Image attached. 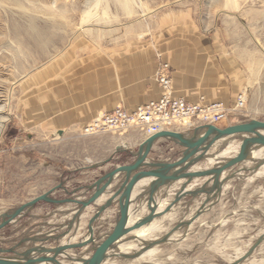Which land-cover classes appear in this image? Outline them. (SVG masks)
<instances>
[{
	"label": "rangeland",
	"instance_id": "374dc122",
	"mask_svg": "<svg viewBox=\"0 0 264 264\" xmlns=\"http://www.w3.org/2000/svg\"><path fill=\"white\" fill-rule=\"evenodd\" d=\"M165 21L174 29L196 28L218 39L216 57L225 56L235 72V100L241 92L246 95L245 105L229 115L225 126L252 118L264 120V0H0V214L51 189L71 176V170L90 165L89 152L103 158L115 136L130 130L88 135L84 126L74 133L54 125L51 98L59 97L57 89L67 83L65 69L75 55L89 54L100 43L117 39L156 38ZM236 143H241L238 136L218 142L209 151V159L225 150L228 153L217 161L235 156ZM262 160L260 164L246 160L227 170L220 194L188 195L156 218L157 231L166 230L169 239L157 243L152 254L140 253L137 256L142 257L131 261L115 254L107 262L264 264ZM213 164L207 159L199 166ZM194 182L192 188L203 183ZM170 191L165 187L159 192L166 204L177 192ZM145 200L147 196L133 206L142 208L134 211L140 217L149 212ZM118 213L117 206L112 220H97L96 230L104 231L101 226L107 221L105 233H110ZM20 221L0 230L1 246L18 242L35 223L20 227L24 220ZM128 238L123 241L125 248L141 245L137 238Z\"/></svg>",
	"mask_w": 264,
	"mask_h": 264
},
{
	"label": "crops",
	"instance_id": "0c3cea01",
	"mask_svg": "<svg viewBox=\"0 0 264 264\" xmlns=\"http://www.w3.org/2000/svg\"><path fill=\"white\" fill-rule=\"evenodd\" d=\"M163 25L164 27L160 32L162 35L159 33L156 38L141 40L139 37H133L131 39H122V41L117 39L113 43H100L99 47L95 50H90L89 54L75 55L71 65L65 69L68 78L67 83H62L61 87L59 86L57 89L59 97L52 96L51 98L52 122L54 125L61 131L69 130L78 133L84 125L90 123L101 114L114 111L119 105L129 110H134L141 105L160 99L164 94V89L157 79V69L161 62H167L171 66L170 75L176 96L184 98L188 103L221 101L228 107L234 106L237 101V99L235 100V93L238 89L235 78H233L235 72L229 66L225 56L220 54L219 57H216L215 53L220 51L218 39L214 35H204L196 28L180 30L177 27L174 29L175 25L173 24L172 27L170 25L167 26L166 21ZM47 101H49L48 96L45 98V102ZM56 109H58V115H55ZM224 122L219 125L225 126ZM198 125H176L172 129L189 132ZM101 136L98 135L96 137L102 139ZM115 137V141L109 146L107 154L103 158L97 159L96 153L93 154V152L86 154L91 157L88 161L91 164L71 170V176L60 180V182L63 181L65 183L66 189H57L52 196L56 198L68 197V191H74L81 186L92 184L119 164L132 163L135 160V156L131 155V152H136L148 135L139 129H130L123 134H117ZM118 148L127 149L128 153L119 152L117 151ZM184 149V147L171 139L162 137L154 142L148 160L175 161L181 156V152ZM111 157H114V159L108 162ZM98 164V167H92ZM193 169H196L195 166L189 170ZM119 177L120 175H117L107 192L83 212V214L85 213L84 223L86 225L84 236L87 235L88 224L85 218L90 219L95 213V209L97 210V207L110 197L111 193L109 191L117 185ZM201 179L200 181H205ZM185 181V179L179 180L170 188L179 191L180 185ZM138 184L133 188L131 200H133L136 192L139 191L140 186ZM170 188L167 189V192L170 191ZM91 193L87 192V190H82L77 192L76 195H80L77 196L80 199H85ZM168 194H171V191ZM103 197L104 200L101 202L100 199ZM155 198L156 200L161 199L159 193L156 194ZM116 202L117 200L110 207V210L108 208V211L103 212L105 215H102L105 220H112L114 215H117L118 204ZM133 206L134 204H131V208ZM60 209L74 211L76 205L67 203L58 207L46 202H40L27 216L21 219L20 222L22 220L24 222L20 227L24 223L30 224L33 220L35 222L22 232V236L24 233H26L25 235L44 234L51 229L53 230V226H58L65 221L68 222L73 213L71 212L64 216L59 212ZM102 215L99 219L103 217ZM57 216L60 217V220ZM53 218H57V222H52ZM106 224L107 221L101 226L104 231L101 230L100 233H105ZM96 227L95 225V230ZM8 228L10 226L4 230ZM63 229L65 228L56 231L53 235H57ZM95 232L97 235V230ZM71 234L72 232L60 239L59 242L62 243L65 238L67 241ZM55 244L57 242L53 241L51 245ZM29 245L31 244L26 243L23 248Z\"/></svg>",
	"mask_w": 264,
	"mask_h": 264
},
{
	"label": "water",
	"instance_id": "95a60500",
	"mask_svg": "<svg viewBox=\"0 0 264 264\" xmlns=\"http://www.w3.org/2000/svg\"><path fill=\"white\" fill-rule=\"evenodd\" d=\"M198 135L200 136L198 137ZM235 136H238L241 140L239 150L235 156L218 160L211 167L189 170L202 160L209 159V151L218 142ZM162 137L169 138L185 148L181 152V156L175 161L148 160L154 142ZM261 147H264V120L256 118L228 126L205 123L196 126L189 132L167 129L149 135L141 143L136 152H131V155L135 156V160L132 163L119 164L92 184L84 187L81 186L74 191H68V197L56 198L52 196L53 192L57 189H66L65 183L62 181L20 206L2 212L0 214V230L11 223L20 221L40 202H46L58 207L67 203H74L76 205L74 211L59 210L64 216L71 212L73 214L68 222L65 221L58 226H53V230L51 229L44 234L23 236L18 242L8 247L0 245V264H40L44 262L65 264L59 259L62 256H64L66 261L71 262V264H102L106 259L109 249L119 239L133 230L149 224L156 218L167 214L182 198L188 195L197 197L199 194H206L210 197L220 194L226 182L225 172L246 160H251V149ZM117 151L128 153L127 149L118 148ZM113 159L114 157L109 158L108 162H111ZM98 166L99 164L92 167ZM117 175H120L119 181L109 191L111 193L110 197L97 207L96 212L89 219L85 238L77 242L60 243V239L73 232L75 226L80 222L85 209L94 204L101 195L107 192ZM201 178L205 181H203L200 187H189L193 181ZM182 179L186 181L180 185V189L175 193L174 199L164 209L158 210L159 205L155 198L156 194L161 189L165 187L168 189L175 182ZM142 180L148 181L145 187H139V191L136 192L133 200H131L133 188ZM82 190L92 193L89 197L80 199L77 197L80 195L76 194ZM143 196H147V208L149 212L139 217L132 225H129L131 204L138 203ZM116 200L119 213L114 228L97 244L95 223L103 212L115 204ZM62 228L65 229L57 235H53ZM53 241H56L57 244L51 245ZM26 243H30L31 245L23 248ZM84 247L87 248L85 254L92 251V254L88 258L68 253V250H80Z\"/></svg>",
	"mask_w": 264,
	"mask_h": 264
},
{
	"label": "built area",
	"instance_id": "2783aa9c",
	"mask_svg": "<svg viewBox=\"0 0 264 264\" xmlns=\"http://www.w3.org/2000/svg\"><path fill=\"white\" fill-rule=\"evenodd\" d=\"M171 66L167 62L159 63L157 79L164 89L163 96L134 110L117 106L114 111L96 117L84 125L85 134L121 132L137 127L148 136L172 129L176 125H196L212 123L219 125L233 112L236 114L245 105L246 95L241 92L234 106L228 107L224 102L188 103L175 95L170 75Z\"/></svg>",
	"mask_w": 264,
	"mask_h": 264
},
{
	"label": "bare ground",
	"instance_id": "6f19581e",
	"mask_svg": "<svg viewBox=\"0 0 264 264\" xmlns=\"http://www.w3.org/2000/svg\"><path fill=\"white\" fill-rule=\"evenodd\" d=\"M1 127H2V125H1ZM1 127H0V129H1ZM234 140V139H233ZM238 140V139H237ZM225 142H227V141H225ZM231 142V141H230ZM234 142V141H233ZM239 142V141H238ZM228 143V142H227ZM218 144V143H217ZM229 144H231V143H229ZM228 144V145H229ZM233 144V143H232ZM232 144H231V147H232ZM237 144V143H236ZM235 144V145H236ZM227 145V146H228ZM217 147V146H216ZM231 147H230V149H231ZM239 147H240V143H238L237 145H236V152H238V150H239ZM228 149V148H227ZM235 149V148H234ZM225 149H223V151H224ZM215 151V150H214ZM228 151L229 150H225L224 152H222L221 154H224V153H228ZM221 154H219L220 156H221ZM218 155V156H219ZM232 155V154H231ZM233 155H235V154H233ZM217 156V157H218ZM216 156L214 157H211L210 159H208V163L209 164H211V163H215L216 161H217V158ZM224 157V156H223ZM228 157V156H227ZM232 157V156H231ZM226 158V157H225ZM228 158H230V157H228ZM262 159H264V147H261V148H257V149H255V148H252L251 149V161L253 162V163H255V164H260V161L262 160ZM220 160H222V159H220ZM263 161V160H262ZM246 163H247V161H246ZM249 163H250V161H249ZM207 164V163H206ZM262 164V163H261ZM263 164H264V162H263ZM214 165V164H213ZM261 166V165H260ZM210 167V166H209ZM251 167V166H250ZM262 168H263V170H264V165L263 166H261ZM195 168L197 169V168H200V166H199V164H197V165H195ZM204 168V167H203ZM207 168V167H206ZM256 168V167H255ZM251 170V169H250ZM261 170V169H260ZM255 171H259V168H256L255 169ZM226 174V173H225ZM252 174V173H251ZM227 175V174H226ZM202 180V179H201ZM147 181L148 180H142L141 182H139V186H141V187H145V185H146V183H147ZM197 181V180H196ZM202 182V181H201ZM195 184V182L194 183H192L191 185H190V187H192L193 185ZM199 185V184H198ZM225 185V184H224ZM138 186V187H139ZM137 187V186H136ZM195 188V187H194ZM105 197V196H104ZM104 197L103 198H101L100 199V201L102 202L103 200H104ZM163 197V196H162ZM157 198H158V196H157ZM166 199V198H165ZM182 200V199H181ZM98 201V200H97ZM146 201V200H145ZM141 202V201H140ZM147 202V201H146ZM157 202H158V205H159V207H158V210H162V209H164L165 207H166V205H168V204H166L165 202H164V200H162V199H160L159 198V200H157ZM167 202V201H166ZM169 202V201H168ZM167 202V203H168ZM143 203V202H142ZM170 203V202H169ZM139 204H141V203H139ZM174 208V207H173ZM172 208V209H173ZM142 208L141 207H137V208H131V212H130V218H129V225H132L133 223H135L136 221H137V219L140 217V215L138 216L137 215V213H134V211H139V210H141ZM89 210V209H88ZM109 210H110V208H109ZM146 210V209H145ZM93 211V210H92ZM108 211V210H107ZM85 212V211H84ZM140 212V211H139ZM138 212V213H139ZM90 213V212H89ZM108 213V212H107ZM169 213V212H168ZM85 214V213H84ZM84 214H83V216H81V220H80V222L75 226V228H74V230H73V232H72V234L70 235V237L71 238H67V241H66V238L63 240V242L62 243H66V242H71V240H72V242H77V241H80V240H82L85 236H84V233L86 232V225H85V223H84ZM108 215V214H107ZM90 216V215H89ZM166 216V215H165ZM87 217H88V215H87ZM104 217V216H103ZM163 217V216H162ZM105 218H106V216H105ZM159 219L161 218V216L160 217H158ZM86 219V218H85ZM158 220V219H157ZM109 221V220H108ZM60 222V221H59ZM88 223V222H87ZM104 223H106V222H104ZM156 219L155 220H153L152 222H150L149 224H147V225H145V226H143V227H141V228H139V229H136V230H133L132 232H130L129 234H127L126 236H124V237H122L121 239H119L110 249H109V251L107 252V255H106V259L103 261V263L102 264H110L109 262H107V259H108V257L111 255H115V254H121L120 255V257L119 258H121V259H124V258H126V259H128L129 261H131L132 260V257H134V258H139V257H142V256H145V255H150V254H152L153 253V251L155 250V247L157 246L156 244L157 243H159L160 241H164L165 243L167 242V239H169V236L167 235V231L166 230H160V231H157V226H156ZM161 224V223H160ZM101 228H103V227H101ZM161 228V227H160ZM100 229V228H99ZM97 230V235L95 234V237H96V240L98 241L100 238L102 239V238H104L107 234L106 233H104V234H100V230ZM104 229V228H103ZM161 229H163V228H161ZM96 231V230H95ZM162 231V232H161ZM171 232V231H170ZM169 232V233H170ZM96 233V232H95ZM172 235V234H171ZM170 235V236H171ZM174 235H175V233H174ZM84 236V237H83ZM83 237V238H82ZM100 237V238H99ZM128 237H133V238H137L138 239V241L137 242H139V243H141V245L139 246L138 245V247L136 248L135 246H133L132 248L130 247V248H125V247H127V246H125L124 244H123V241L127 238V239H129ZM173 238V237H172ZM171 238V239H172ZM131 239V238H130ZM126 241H128V240H126ZM170 241V240H169ZM98 244V243H97ZM159 245V244H158ZM133 249V251L131 252L130 250H132ZM87 250V248H84V249H82L81 251H79V250H69V252L68 253H70L71 255H76V256H83V257H86V258H88V257H90V255L92 254V251L90 252V253H87V254H85V251ZM140 253H142L141 255L142 256H140V255H138L137 256V254H140ZM145 253V254H144ZM114 257V256H113ZM60 260H61V262H63V263H65V264H71V262H68V261H66L65 259H64V256H62V257H60L59 258ZM40 264H53V263H51V262H44V263H40Z\"/></svg>",
	"mask_w": 264,
	"mask_h": 264
}]
</instances>
